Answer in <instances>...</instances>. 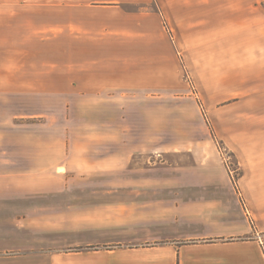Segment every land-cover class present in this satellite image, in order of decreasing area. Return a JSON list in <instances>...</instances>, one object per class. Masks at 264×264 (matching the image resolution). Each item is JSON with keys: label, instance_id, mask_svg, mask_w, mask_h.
<instances>
[{"label": "rangeland", "instance_id": "obj_1", "mask_svg": "<svg viewBox=\"0 0 264 264\" xmlns=\"http://www.w3.org/2000/svg\"><path fill=\"white\" fill-rule=\"evenodd\" d=\"M192 3L193 20L205 25L173 31L161 17L144 41L132 28L156 12L155 1L80 9L72 20L80 30L64 31L65 81L88 73L73 70L88 65L73 58L108 55L113 73L135 78L143 57L154 55L158 70L144 74L156 75L158 87L11 98L23 117L16 188L8 200L0 195V264H153L149 252L128 245L137 231L127 192L101 190L105 184L181 182L222 170L238 191L247 168L264 166V0ZM76 35L88 43L73 45ZM47 44L45 53L56 54ZM29 137L42 140V152ZM35 169L42 173L20 174Z\"/></svg>", "mask_w": 264, "mask_h": 264}, {"label": "crops", "instance_id": "obj_2", "mask_svg": "<svg viewBox=\"0 0 264 264\" xmlns=\"http://www.w3.org/2000/svg\"><path fill=\"white\" fill-rule=\"evenodd\" d=\"M151 1H155L156 12L141 15V21L132 28L142 33V41L149 35V30L158 32L161 17L173 31H187L194 24L200 27L206 24L202 19L198 23L193 20L192 0H0L2 199H10L13 196L10 191L14 192L16 188L15 129L17 117H23L22 111L17 113L11 98L17 95H100L113 89L143 90L159 86L154 83L158 80L156 75L144 74L146 70H158L154 55L143 57V63L147 65L139 67L144 71L135 78H129L126 72L123 75L113 73L107 65L111 62L108 55H95L89 60L73 58V64H88L73 70H87L88 73L74 75L69 81H65L63 75L64 56L58 55L66 27L67 31L80 30L79 23L72 22L80 9L112 12L123 5L148 6ZM68 11L71 12L70 23L65 24ZM99 27L106 30L104 26ZM75 37H78L72 40L75 46L80 41L88 43L87 40L77 42L79 35ZM48 41L56 51L51 56L45 53ZM174 45L176 47V43ZM190 46L185 44V47ZM33 49L39 53L33 54ZM164 79L167 84L173 81L167 76ZM28 139L38 142L37 147L42 152L41 139ZM206 171L208 173L199 179L184 177L181 182L108 183L101 190L127 192L125 205L132 217L128 223L135 224L137 231L136 243L129 242L128 245L149 252L153 264H264V166L247 168L238 181V191L226 172ZM22 173L37 174L42 170L20 171ZM146 245L150 248H142Z\"/></svg>", "mask_w": 264, "mask_h": 264}]
</instances>
